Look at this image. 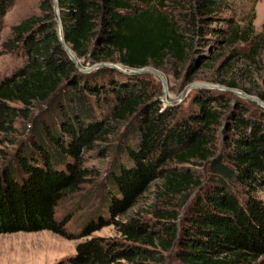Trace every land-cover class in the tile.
I'll return each mask as SVG.
<instances>
[{
    "label": "trees",
    "instance_id": "trees-1",
    "mask_svg": "<svg viewBox=\"0 0 264 264\" xmlns=\"http://www.w3.org/2000/svg\"><path fill=\"white\" fill-rule=\"evenodd\" d=\"M13 2L0 0V27ZM225 6L56 0L62 41L79 68L58 43L52 0H39L38 14L11 27L2 47L21 60L0 79V233L71 237L55 207L88 180L81 153L123 126L99 184L102 209L88 213L78 234L113 222L121 239L86 238L67 264H264V109L209 88L196 89L185 108L163 106L143 75L127 73L189 60V81L197 64L215 61L207 53L219 44L231 47L229 60L253 62L264 36L232 27L218 16ZM103 63L125 71H82ZM256 97L264 103V88ZM156 179L151 219L117 222Z\"/></svg>",
    "mask_w": 264,
    "mask_h": 264
},
{
    "label": "rangeland",
    "instance_id": "rangeland-1",
    "mask_svg": "<svg viewBox=\"0 0 264 264\" xmlns=\"http://www.w3.org/2000/svg\"><path fill=\"white\" fill-rule=\"evenodd\" d=\"M224 1L226 6L218 16L229 18V24L232 27L246 29L248 33L251 32L249 34L251 37L254 35L256 37L264 36V0ZM38 3L39 0H14L2 16L0 27V79L9 75L19 66L21 60V56L17 52L5 50L2 43L10 36L12 26L23 19L38 14ZM230 48L222 47V44L214 46L213 50L208 52L207 55L208 59L210 56H215V61L209 59L203 64H197L189 81L186 79L189 60L178 63L168 59L160 68L152 65L144 67L157 71L161 75L164 84H162L160 78L152 73L138 74L143 75L151 84L152 91L160 97L163 106L185 108L192 93L196 89L202 88H191L181 100H178V97L188 86L214 85L226 87L224 84H219V80L233 81L237 83V88L233 90L240 94L256 97V93L264 88V42H261L253 62L246 57L229 60ZM247 48L246 45L243 51L245 52ZM244 89L249 93H245ZM226 92L232 93L231 91ZM232 94L241 99H246L234 93ZM122 129L123 126L120 127L117 133L109 135L104 143L96 144L93 149L81 153L82 165L89 171L88 180L76 192H72L66 198L60 200L55 207L54 217L58 220L67 218L64 230L66 234L72 236H62L49 230L0 233V264H67V257L74 254L76 244L86 238L100 236L121 239L116 230L117 225L113 222L92 231L88 236H78V234L81 226L86 221L88 213H93L94 216L95 210L102 209L97 196L99 184L109 167V163L115 157L113 148L119 144V134ZM186 166L194 171L197 169V167L191 165ZM159 185V179L151 181L144 192L137 197L135 204L115 216L114 219L117 222H123L131 216L151 219L152 208L160 204V200L156 196L157 186ZM258 193L264 199V192L259 191ZM101 212L105 214V212ZM121 264H124V262H121Z\"/></svg>",
    "mask_w": 264,
    "mask_h": 264
},
{
    "label": "water",
    "instance_id": "water-1",
    "mask_svg": "<svg viewBox=\"0 0 264 264\" xmlns=\"http://www.w3.org/2000/svg\"><path fill=\"white\" fill-rule=\"evenodd\" d=\"M52 11H53V16H54L55 25H56L55 31H56L58 43L62 47V49L64 50L66 55L69 57V59L74 63V65L79 68L77 59L74 57L73 53L70 51L68 46L62 41L60 22H59L58 16H57L56 0H52ZM101 66H111V67H115V68H117V69H119L121 71H125V70L121 69L119 66H117L115 64H111V63L95 64V65H93V66H91L89 68L82 69V71H85V72L86 71H90V70H92L94 68H98V67H101ZM144 72H148V73H152V74L156 75L158 78L161 79L162 84H164L161 75L157 71H153V70H150V69H147V68L130 69V70L127 71V73H129V74L144 73ZM200 87H202V88H205V87L217 88V89H221V90L231 91L232 93H234L236 95H239L240 97H243V98H246L248 100H251V101L255 102L256 104H258L259 106H261L264 109V103L261 100H259L258 98H256V97H253V96H250V95H246V94H240L239 92H236L233 89L226 88V87L214 86V85H190V86H188L185 89V91L183 93H181V95L178 97V100H181L183 98L184 94L189 89H191V88H200ZM162 101L164 103H166L163 99H162Z\"/></svg>",
    "mask_w": 264,
    "mask_h": 264
}]
</instances>
